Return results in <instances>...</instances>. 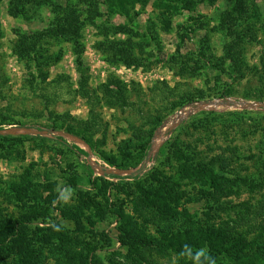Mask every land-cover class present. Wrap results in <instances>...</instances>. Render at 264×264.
<instances>
[{
    "label": "rangeland",
    "instance_id": "1",
    "mask_svg": "<svg viewBox=\"0 0 264 264\" xmlns=\"http://www.w3.org/2000/svg\"><path fill=\"white\" fill-rule=\"evenodd\" d=\"M53 2L57 5L54 7L56 9L72 7L80 13L81 20L84 21L80 38L83 51L79 54L78 60L71 42L46 41L43 44L44 57L39 59V62L46 59L41 67L42 72L47 75L46 80L38 78L34 87L27 83L29 78L27 63L19 59L15 53L14 41L17 39V32H36L46 28L56 11L52 10V5H29L25 16L14 17L8 13L9 0L0 2V77L6 79L2 86L5 99H0V113H5L11 119L8 123L0 124V130H9L0 134L4 137L0 140L2 217L20 221L24 215L32 216L30 201L45 210L50 195L56 196L53 207L71 208L81 204L82 199L86 201L90 197L101 201L104 206L114 203L117 208L123 205L126 212L132 213L131 201L139 194L138 184L159 187L164 182L167 188L184 192L180 199L179 212H186L193 219L204 218L202 198H209L212 206L211 215L214 217L219 213L225 216V212L218 208L217 201L201 192L202 189L208 190L207 186L201 187L191 182L189 178H180L181 164L185 160L175 154L177 147L182 149L185 155L192 156L194 162L203 161L216 172L228 177H232L228 170L231 168L236 174L251 180L250 183L257 186L250 190L249 186L241 183L239 188L233 187L236 193L221 196L218 201L223 203L229 212L235 204L243 201L256 204L264 196V166L261 165V162L264 163L263 108L211 105L183 118L175 117L179 110L187 111L195 102L226 99L236 102H264L242 97L256 84L255 78L247 75L243 79H238L227 61L222 65L225 44L233 37L230 32H226L224 27L227 21L222 15L230 11L232 0H191L190 10L178 11H167L156 6L154 4L156 0H137L128 6L127 16L119 13L115 7L111 8L110 1L97 0L99 15L93 20L88 18L90 6L84 0ZM246 2L248 16L232 21L240 34L244 32L247 34L243 38L245 62L249 67H260L259 59L264 50V0ZM121 23L128 27L129 34L113 31V25ZM129 36L134 44L133 53L145 60L140 66L109 62L97 48L100 41H124ZM184 62L187 70L183 74L180 72V65ZM28 63L30 66L33 65L31 72H35L37 70L35 63ZM191 67L195 68V74L190 70ZM80 74L87 78L89 88L93 89V92L96 91L92 102L96 104L95 109L99 114L102 128L93 134V140L95 142L96 139H104L103 144H96V149L85 141L86 146L77 145L73 140L53 132H67L64 129L51 128L53 117L51 112L62 115L68 113L77 120L87 118L91 105L77 92ZM112 77L126 86L128 105L123 108H111L99 100L100 86ZM225 85L232 89V96L216 97L214 93L219 88L223 89ZM194 90L202 91L206 97L183 102L171 110L170 105L176 101L179 94ZM45 98L49 102H46ZM242 110L247 112L233 115L235 111ZM202 111L220 112L225 116L212 120L211 115H206L209 117L206 121ZM257 112H262L263 117ZM157 116L162 117V123L159 125L154 124ZM199 123L210 126L206 128ZM21 128H29L31 131L24 132L20 130ZM34 129L46 133H34ZM141 131H151L152 135L136 138ZM156 134L163 141L157 147L156 153L148 157L151 142L156 138ZM23 135L30 139L23 138ZM147 137L150 138L148 148L144 152L145 157L143 155V159L141 158L136 166L127 169L145 164L146 167L155 166L153 173H157L156 176L151 174L145 176L150 168L137 170L136 173L121 175L123 177L121 181L116 179L117 188L110 187L106 193L101 194L96 191L89 182L97 173L89 164L87 150L91 151L92 161L103 167L105 165L108 168H117L102 158L100 151L105 153V156H114L118 163L121 160H124V163H132L139 158L141 147ZM63 138L65 144L60 140ZM176 139L178 143L175 142ZM231 147H235V153H232ZM123 152L128 156L125 154L123 157ZM221 155L230 158L226 159L230 165L227 170H222L219 160H216V157ZM147 157L151 159L150 165L145 162ZM27 170L31 174L32 186L27 190L29 200L22 204L13 198L7 184L13 180L19 181ZM135 177H140L141 180L135 181ZM71 178L76 182L74 186L68 185ZM46 183L47 186H44ZM61 193L67 197L66 200L60 199ZM32 197H35L34 201ZM104 211L101 216L103 219L99 220L94 228L86 229L81 236L87 245L94 248L93 264H134L133 261L126 262L124 256L127 252L115 237L117 219L106 209ZM85 212L91 216L94 214L91 210ZM185 214H179L176 222L171 220L165 223L155 212V215L149 216L147 225L149 232L156 234L157 226H180L186 220ZM52 215V218L48 216L33 218V224L47 229L44 232L46 239L49 240L51 237L52 226L60 228L58 227L60 223L66 226L65 230L72 240L80 237L79 225L75 224V221L64 219L56 210ZM54 245L56 242L44 249L41 254L46 264H57L62 257ZM13 258V255H7L6 263L13 264L15 260ZM160 261L164 264L169 263L167 258ZM176 262L175 259L172 264Z\"/></svg>",
    "mask_w": 264,
    "mask_h": 264
},
{
    "label": "trees",
    "instance_id": "2",
    "mask_svg": "<svg viewBox=\"0 0 264 264\" xmlns=\"http://www.w3.org/2000/svg\"><path fill=\"white\" fill-rule=\"evenodd\" d=\"M84 1L92 8L88 7V11L90 12V15H88L89 20L95 19V16L99 15L96 6L98 4L97 0ZM108 1H110L109 5L111 8L115 7L118 12L120 11L119 13H124L125 16L129 12L128 6L137 2V0ZM43 4L52 5V10L56 11L51 23L41 31L17 32V39L13 45L19 59L27 63L26 67H28L29 71L27 83L31 87H34L38 78L42 81L46 80L47 75L41 70L46 59L39 62V59L44 57L45 49L43 48V44L46 41L64 40L71 42L75 49L74 53L77 54V59L83 51V47L80 45V38L84 21L81 20L80 13L75 8L57 7L56 9L54 7L57 5L53 0H9L8 13L14 17L25 16L29 5L38 6ZM154 4L167 11H178L180 9L190 10L192 2L191 0H156ZM248 11L246 0H232L230 11H226L222 15V18H225L227 21V25L224 28L233 37H230L225 44L224 55L221 61L222 65L226 61L230 64L236 78L243 79L247 75L255 78L256 84L251 86L246 94H243V98L247 100H264V50L259 59L260 67H249L244 59L245 40L243 38L247 34L245 32L240 34V31L237 30L236 25L232 21L239 17L248 16ZM234 14L237 15L235 16ZM112 29L115 33L122 32L129 34L130 32L128 27L122 23L114 24ZM133 46L132 38L129 36L124 41H100L97 48L109 62L116 61L128 66H140L145 60L143 57L133 53ZM28 62L35 63L34 66L37 68L35 72H31L33 65L30 66ZM180 68V72L184 74L187 70L186 62L182 63ZM190 70L195 74V68L191 67ZM5 82L6 79H1L0 77V99H5L2 94V86H4ZM99 90L101 94V98L98 97L99 100H102L108 107L123 108L128 105L127 89L120 80L112 77L108 79L107 83H103ZM77 92L91 105L87 118L77 120L68 113L62 115L51 112L50 114L53 115L51 128L64 129L69 133L79 136L92 148L96 149V144L104 143V139H96L95 142L93 140V134L102 128L99 114L95 109L96 104L92 102L96 91L93 92V89L89 88L87 78L82 74H80L78 81ZM214 94L216 97L226 98L232 96V89L229 88V85H225L223 89L219 88ZM197 97L203 99L206 96L202 91H184L181 95H178L175 102L171 103L170 108L174 110L181 103L190 100L194 101V98ZM45 100L49 102L47 98ZM246 112L244 110L235 111L233 115H240ZM257 113L261 117L264 116L262 112ZM202 114L205 115L204 119L206 121L209 118L206 115H211L212 120L225 116L223 113L213 111H202ZM9 120H11L10 117L5 115V113H0L1 125L8 123ZM160 123H162V117L157 116L154 124L159 125ZM199 125L206 128L210 126L203 123H199ZM193 126L198 127L197 125ZM147 135L151 136V131H141L136 135V138H146L145 136ZM22 137L30 139V137L25 135ZM149 138L145 139L141 147L142 152L138 155L139 158L132 161V163H124V160L118 163L114 156H105V153L102 151H100V155L112 167L127 169L136 166V163L138 164L142 156L144 155L143 157H145L144 152L148 148ZM2 139L4 137L0 136V140ZM60 140L62 143H66L64 138ZM175 142L178 143L177 139ZM230 149L232 153H235V147H231ZM125 154L127 155V153L123 152L122 156H126ZM175 154L185 160L181 164L180 178H189L191 182L199 184L201 187L207 186L208 190L202 189L201 192L207 194L209 197H213L218 203V208L225 212V216H221L219 213L214 217L211 215L212 206L209 198H202L204 218L193 219L186 212V214L179 212L180 199L184 192L180 193L174 189L167 188L165 182L159 187H154L151 184L147 187L143 184H138L139 194L137 197L132 198L131 201L132 213L126 212L123 209V205L117 208L114 203H111L109 206L105 204L104 206V203L102 204L101 201L90 197L86 201L82 199L80 201L81 204L71 208L53 207L52 204L56 196L50 195L45 210L42 206L32 204L34 202L30 201L29 204L31 205V213L33 215H24L20 221L8 220L2 217L0 208V264H8L5 261L7 255H13L15 258L13 264H46L41 254L44 252V249H47L55 242L56 245L54 246L57 248L58 253L62 255L57 264H93L94 248L91 245H87L88 243L81 236L86 229L94 228L98 221L103 219L101 216L105 212L104 209L117 219L114 233L120 245L123 246L122 248H125L127 252L124 256L126 262L133 261L134 264H164L160 259L167 258L169 260L168 264H172L175 259L177 261L176 264H264V196L256 204L244 201L235 204L230 212L223 203L218 201L223 195L229 196L236 193V189H233V187L237 186L239 188L241 183L249 186L250 190L257 188V186L252 185L250 183L251 180L236 174V171L231 168L228 170L232 177H228L216 172V170L203 161L194 162L192 156L185 155L179 147L175 148ZM226 159L230 160V158H225L222 155L216 157V160L220 162L222 170H227L230 166L226 162ZM261 165L264 166V163L261 162ZM154 168L155 166L151 167L145 176L149 174L156 176L157 173H153ZM90 174H92V170H90ZM30 175V171L27 170L19 181L13 180L7 184L8 191L13 195V198L21 203H27V200H29L27 190L32 186ZM110 176L113 177V175ZM114 177H117L119 181L123 178L119 176ZM135 178V181L141 180L140 177ZM89 182L100 194L106 193L110 187L117 188V183L106 176H93L89 179ZM47 184L44 186H47ZM75 184L74 178L68 180L69 186H74ZM0 192L2 191L0 190ZM34 199L35 197H32L33 201ZM237 206L238 209H236ZM54 210L58 211L64 219L75 221L74 223L79 225L80 237H77L78 239L72 240L70 234L65 230L66 226L60 223L58 224L60 228L52 226L51 237L48 240L44 237V232L47 229L33 224L35 216H48L52 218ZM86 210H91L94 214L91 216L89 215L90 213L85 212ZM155 212L157 213V217L165 223L171 220L176 222L179 214H185L186 220L180 226H157L156 234H152L149 232L147 225L148 220H150L149 216L155 215ZM52 239L55 241L53 242Z\"/></svg>",
    "mask_w": 264,
    "mask_h": 264
},
{
    "label": "water",
    "instance_id": "3",
    "mask_svg": "<svg viewBox=\"0 0 264 264\" xmlns=\"http://www.w3.org/2000/svg\"><path fill=\"white\" fill-rule=\"evenodd\" d=\"M211 105H234V106H238L241 108H263L264 109V102H257V101H241V102H236V101H231L229 99L226 100H222V101H216V100H212V101H201V102H197L194 103L193 105H190V107L187 109V111H185V113H183V115H179L178 118H183L185 115L187 116L188 114L194 113L196 110H202V109H207L209 108ZM16 129H12V131H15ZM20 130H23L24 132H30L31 129L29 128H21ZM9 130H0V134H4L7 133ZM18 131V130H16ZM55 134H59L60 136H63L64 138L68 139V140H77L80 141L82 143V145L86 146V143L84 142V140H82L81 138H79L78 136L68 133V132H63V131H53ZM34 133H38V134H45L46 132L44 131H40L37 129H34ZM158 135L156 134V138H154L151 142L150 145V151L148 152V157L153 156L156 153L157 147L159 146L160 143H162V139L158 140L160 138L157 137ZM72 138V139H71ZM87 152L89 153V164L91 165V168L93 169V171L99 175H127V174H131V173H136L137 170H139L141 168L142 165L137 166L136 168H131V169H117V168H111V167H103L101 165H99V163H96L94 161H92V154L90 149L87 150Z\"/></svg>",
    "mask_w": 264,
    "mask_h": 264
},
{
    "label": "built area",
    "instance_id": "4",
    "mask_svg": "<svg viewBox=\"0 0 264 264\" xmlns=\"http://www.w3.org/2000/svg\"><path fill=\"white\" fill-rule=\"evenodd\" d=\"M195 103H197V102H195ZM184 110L185 109H181V110H179L178 111V113L175 115V117H178L179 115H181V113L183 114V113H185L184 112ZM186 111V110H185ZM158 140H161V139H158ZM148 159V160H147ZM147 159H146V163H147V165H150V163H151V159L149 160V158L147 157ZM148 161V162H147ZM104 167H105V165H104ZM148 168H151V167H146V164L145 165H142L141 166V169H139V170H142V169H145V170H147ZM99 175V174H98ZM111 175V174H110ZM110 175H100V176H106V177H108L109 179H111V180H113V181H116V179H118L117 177H114V176H118V175H113V177L112 176H110ZM119 177H121V175L119 176Z\"/></svg>",
    "mask_w": 264,
    "mask_h": 264
},
{
    "label": "clouds",
    "instance_id": "5",
    "mask_svg": "<svg viewBox=\"0 0 264 264\" xmlns=\"http://www.w3.org/2000/svg\"><path fill=\"white\" fill-rule=\"evenodd\" d=\"M60 199H62V200H66L67 197H66L63 193H61Z\"/></svg>",
    "mask_w": 264,
    "mask_h": 264
},
{
    "label": "bare ground",
    "instance_id": "6",
    "mask_svg": "<svg viewBox=\"0 0 264 264\" xmlns=\"http://www.w3.org/2000/svg\"><path fill=\"white\" fill-rule=\"evenodd\" d=\"M72 139V138H71ZM74 142L77 144V145H82V143L80 141H77V140H74Z\"/></svg>",
    "mask_w": 264,
    "mask_h": 264
},
{
    "label": "crops",
    "instance_id": "7",
    "mask_svg": "<svg viewBox=\"0 0 264 264\" xmlns=\"http://www.w3.org/2000/svg\"><path fill=\"white\" fill-rule=\"evenodd\" d=\"M97 176H98V174H97Z\"/></svg>",
    "mask_w": 264,
    "mask_h": 264
}]
</instances>
